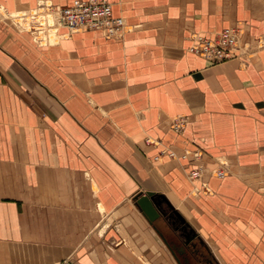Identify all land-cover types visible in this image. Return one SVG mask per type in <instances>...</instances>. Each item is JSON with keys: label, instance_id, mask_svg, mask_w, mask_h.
<instances>
[{"label": "crops", "instance_id": "obj_1", "mask_svg": "<svg viewBox=\"0 0 264 264\" xmlns=\"http://www.w3.org/2000/svg\"><path fill=\"white\" fill-rule=\"evenodd\" d=\"M37 1L50 2L0 0V264H184L168 236L186 233L214 264H264V0H110L122 37L39 40L51 45L2 11ZM235 24L250 55L188 50L192 32ZM164 146L203 154L155 160ZM217 157L224 177L186 175ZM150 190L152 221L135 200Z\"/></svg>", "mask_w": 264, "mask_h": 264}, {"label": "built area", "instance_id": "obj_2", "mask_svg": "<svg viewBox=\"0 0 264 264\" xmlns=\"http://www.w3.org/2000/svg\"><path fill=\"white\" fill-rule=\"evenodd\" d=\"M48 5L45 4L47 9L50 7ZM51 13L55 16L57 30L63 27L70 29V31L94 29L100 31L101 34L107 37L116 38L121 36L126 25V19H124L123 15L114 14L113 4L110 0H72L68 5L56 6L52 9ZM37 25H47L44 16L37 21ZM241 37L242 29L238 24L225 26L215 33L196 32L192 36L188 50L199 54L203 58L205 57L212 63H219L220 61L248 52V49L242 44ZM186 122L187 117L177 115L172 118L171 127L179 131L185 127ZM146 140L148 141L149 137ZM188 152H183L178 157L187 159L191 156L194 159H201L203 154V150L200 147L192 148V150L189 149ZM164 154L170 158H178L176 157L175 151L166 146L154 155L153 158L155 160L159 159ZM222 157H217V163L214 167L208 166L206 168L203 163L193 165V167L188 169V175L191 177V180L201 181L205 172L219 178L224 177L229 169V160L226 157L222 159ZM204 183L206 182L202 181V184Z\"/></svg>", "mask_w": 264, "mask_h": 264}, {"label": "rangeland", "instance_id": "obj_3", "mask_svg": "<svg viewBox=\"0 0 264 264\" xmlns=\"http://www.w3.org/2000/svg\"><path fill=\"white\" fill-rule=\"evenodd\" d=\"M41 3V4H40ZM45 4H46V2L45 1H43V2H40V1H37L36 3H35V5H33V6H29V8H27V9H29V10H14V11H7L6 9H2V11L4 12V16H8V18L10 19V21L14 24V26H16V28L18 29V30H20V31H22V32H25V33H27L29 36H31V39L36 43V44H38V45H51V44H49V43H44V44H41L40 42L42 41V42H46L48 39H49V41H51V42H56L57 41V39L56 40H53V38H54V36H52L51 35V33L52 32H48V30H41V31H39V30H37L36 29V25H33V27H35L34 29H33V34H32V30L30 29V28H32V25H30L29 24V26L28 25H24V26H26V27H22V25H20L21 23H19V22H17V19H18V17H15V14H22L23 13V11L24 12H28V14H26V15H29V12L30 11H35L36 10V14H34V13H32V15H33V17H32V19H34V20H36L37 18H38V15H40L39 14V11L41 10V7L44 5L45 6ZM42 5V6H41ZM59 4H54V2H52L51 0H50V2H49V5L48 6H50L52 9H54L56 6H58ZM60 6V5H59ZM32 7H34V8H32ZM40 7V8H39ZM54 7V8H53ZM20 12V13H19ZM31 15V14H30ZM37 17V18H36ZM124 17V16H123ZM30 18L31 17H29V19L28 20H30ZM124 19H125V17H124ZM23 22H24V19H23ZM28 22V21H27ZM28 24V23H27ZM238 25H240V24H238ZM231 26V25H230ZM240 27H241V29H242V36H243V34H244V29H243V27H242V25H240ZM27 28H29V29H27ZM131 28V26L129 27L128 25H127V19H126V25H125V27H124V31L122 32V34H121V36H119V37H122L123 35H124V32L125 31H127L128 29H130ZM59 30V32L61 31V32H63V31H65L66 33H68L69 35H71L73 32H75L74 30L72 31H70V29H67V28H59L58 29ZM78 30H83V29H78ZM36 31V32H35ZM85 31H87V30H85ZM49 34V37H48V34ZM196 32H192V34H191V36H193L194 34H195ZM37 34V35H36ZM39 34V35H38ZM47 34V35H46ZM54 34V33H53ZM45 35V36H44ZM55 36H56V34H54ZM58 36V35H57ZM36 37V38H35ZM48 37V38H47ZM107 37V36H106ZM109 38H113V37H109ZM192 38V37H191ZM242 38L243 37H241V40H242ZM39 40H41V41H39ZM44 40V41H43ZM246 44V45H245ZM244 45H245V48L246 49H248V44L247 43H245L244 42ZM249 50V49H248ZM242 51H243V48H242ZM251 54V51L250 52H248L247 53V55H246V53L245 54H242V55H245V56H248V55H250ZM241 54H239L238 56L240 57V56H242ZM178 115V114H177ZM173 117H176V116H173ZM172 117V118H173ZM172 120V119H171ZM187 120H188V118H187ZM170 125V127H171V123L169 124ZM172 128V127H171ZM173 129V128H172ZM174 130V129H173ZM181 130V129H180ZM174 131H176V130H174ZM177 132V131H176ZM227 159V158H226ZM228 160V159H227ZM186 175L190 178V176L188 175V172L186 171ZM191 179V178H190ZM193 182H196V181H194L193 180ZM196 184V185H195ZM198 184L197 183H194V188H193V192L194 191H197V192H199V191H202V189H203V186L201 185V189H200V186H197ZM195 188H198V189H196V190H194ZM205 189V188H204ZM203 189V191L204 192H208V188L206 189V190H204ZM196 192V193H197ZM168 226V225H167ZM163 227H166V225L165 226H163ZM169 228V227H168ZM168 231L170 230V229H167ZM171 230H173V228L171 227ZM11 249V248H10ZM10 249L7 251L8 253H10ZM202 251L203 252H205L204 253V255L206 256V260H207V258H211V259H214V257L212 256V253H211V251H206V249H202ZM7 252H5V253H7ZM12 252L14 253V254H18L19 253V251H18V249H14V250H12ZM24 252L25 251H21V253L22 254H24ZM207 254V255H206ZM194 264H197V263H194Z\"/></svg>", "mask_w": 264, "mask_h": 264}, {"label": "flooded vegetation", "instance_id": "obj_4", "mask_svg": "<svg viewBox=\"0 0 264 264\" xmlns=\"http://www.w3.org/2000/svg\"><path fill=\"white\" fill-rule=\"evenodd\" d=\"M164 215L170 220V224H173L175 228H178V223L174 220L173 213L169 208L165 207ZM179 241L176 240L173 236H168V241L174 247L176 254L179 260L184 264H193V262L203 263L202 259L206 261V257L202 252L200 246L198 245V241L196 239H192L191 235L181 234L177 235ZM207 264H214L215 262L211 258H207Z\"/></svg>", "mask_w": 264, "mask_h": 264}, {"label": "bare ground", "instance_id": "obj_5", "mask_svg": "<svg viewBox=\"0 0 264 264\" xmlns=\"http://www.w3.org/2000/svg\"><path fill=\"white\" fill-rule=\"evenodd\" d=\"M46 4H48V3H46ZM42 6V5H41ZM40 8V7H39ZM49 9H47V7H45L44 5L41 7V10L39 11V14L40 15H38V18L36 19V20H34V19H32V17H33V15H32V13H34V14H36L37 12H36V10L35 11H30L29 12V15H26V14H28V12H24L23 11V13L21 14L20 12V14H15V17H18V19H17V22H19V23H21L20 25H22V27L26 24V25H28L29 26V24L30 25H32V28H30L31 30H32V34H33V29L35 28V27H33V25H36V29L37 30H39V31H41V30H48V32H52L51 33V35L52 36H54V38H53V40H56V38H57V34H58V32H59V30H57V24H56V21H55V16L51 13L52 12V9L50 8V7H48ZM31 14V15H30ZM45 17V20L47 21V25H44V26H41V25H37V21L38 20H40V18L41 17ZM29 17H31L30 18V20H28L29 19ZM23 19H24V22H23ZM34 21V23H32V21ZM28 21V22H27ZM28 23V24H27ZM24 27H26V26H24ZM27 29H29V28H27ZM74 31H80V30H74ZM85 31V30H84ZM36 32V31H35ZM56 34V36L54 35V34ZM48 34V33H47ZM46 34V35H47ZM37 35V34H36ZM39 35V34H38ZM45 36V35H44ZM48 37H49V34H48ZM47 37V38H48ZM36 38V37H35ZM49 40V39H48ZM44 41V40H43ZM242 44H244V43H242ZM246 45V44H245ZM149 138H151V137H149ZM165 147V146H164ZM163 147V148H164ZM169 148V147H168ZM171 150H173V151H175V154L177 155L176 157H178L181 153H183V152H188V149H183V150H181V151H177V150H175V149H173V148H171ZM188 153H190V152H188ZM178 158H181V157H178ZM178 158H175V159H178ZM223 159V158H222ZM205 166H206V168H208V166L209 165H207L206 163H205ZM210 167V166H209ZM191 178V177H190ZM195 181V180H194ZM203 182H205V181H203ZM202 183V182H201ZM202 186H203V189L204 190H206L207 189V183H204V184H202ZM196 189H198V188H195L194 190H196ZM202 189V190H203ZM198 191V190H197ZM197 191H194L195 193L197 192Z\"/></svg>", "mask_w": 264, "mask_h": 264}, {"label": "water", "instance_id": "obj_6", "mask_svg": "<svg viewBox=\"0 0 264 264\" xmlns=\"http://www.w3.org/2000/svg\"><path fill=\"white\" fill-rule=\"evenodd\" d=\"M155 192L150 190L146 193L136 194V203L142 208L149 221L154 220L161 213L157 206V203L153 199Z\"/></svg>", "mask_w": 264, "mask_h": 264}]
</instances>
